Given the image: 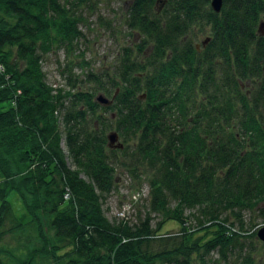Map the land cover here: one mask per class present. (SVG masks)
Instances as JSON below:
<instances>
[{"label":"trees","instance_id":"16d2710c","mask_svg":"<svg viewBox=\"0 0 264 264\" xmlns=\"http://www.w3.org/2000/svg\"><path fill=\"white\" fill-rule=\"evenodd\" d=\"M209 2L128 1L139 38L93 71L71 2L0 0V264H205L250 250L242 212L264 217V0ZM60 48L55 87L42 60ZM110 131L122 147L107 146ZM115 165L147 185L132 224L101 208ZM168 220L179 232L160 235Z\"/></svg>","mask_w":264,"mask_h":264},{"label":"rangeland","instance_id":"374dc122","mask_svg":"<svg viewBox=\"0 0 264 264\" xmlns=\"http://www.w3.org/2000/svg\"><path fill=\"white\" fill-rule=\"evenodd\" d=\"M76 15L80 16L78 24L81 36L77 41L78 51L82 52L84 60L88 62L87 69L93 71L110 70L114 59L119 55L124 46H132L139 38L136 32L128 30L124 25L126 6L130 0H68ZM203 36H198L196 44L199 45ZM65 53L60 48L57 52L47 54L42 60V68L46 74L48 83L55 87L64 86L66 82L65 74H61L65 65ZM84 72V70H82ZM79 66L73 68V72L82 79V72ZM87 83H80V87H89ZM97 96V94H95ZM111 132V131H110ZM120 141L117 138L116 142ZM108 143V141H107ZM108 146V145H107ZM122 147V146H121ZM116 159H120L119 153H115ZM115 176L117 177V187L108 193L102 207L105 215L111 221L124 218L130 224L137 222L138 215L146 211L147 185L142 181L135 185L129 174L120 166L115 165ZM82 178H86L82 175ZM141 187V188H140ZM140 191V199L136 200L131 207L133 192ZM7 199L15 215L20 216L24 213L19 197L15 192H8ZM129 206V207H128ZM264 206V202L260 204ZM122 213V215H120ZM188 213V212H186ZM152 225L157 221V216L152 215ZM24 220L27 219L23 218ZM242 221L244 228L249 233L264 226V217L262 218L255 210L243 211ZM237 225V224H235ZM180 225L168 220L159 232L160 235L177 234ZM199 235L202 232L198 233ZM209 236V234H207ZM248 245H252L249 251H239L230 249L226 253V258L222 259L216 251H211L205 255L207 262L205 264H232L233 262H242V257L251 256V264H264V242L254 236L245 239Z\"/></svg>","mask_w":264,"mask_h":264},{"label":"water","instance_id":"95a60500","mask_svg":"<svg viewBox=\"0 0 264 264\" xmlns=\"http://www.w3.org/2000/svg\"><path fill=\"white\" fill-rule=\"evenodd\" d=\"M209 6L212 9V11L219 12V10L221 8V0H210ZM258 29H259V31H261V33L264 34V22H261L259 24ZM263 69H264V67H263ZM96 100L102 104L110 103V100L101 94H98L96 96ZM106 138L108 141V146L115 147V148L116 147L120 148L122 146V144L119 141L116 142L117 135L115 134L114 131L107 133ZM256 237L259 239V241L264 242V226H261L256 230Z\"/></svg>","mask_w":264,"mask_h":264},{"label":"flooded vegetation","instance_id":"af4514ba","mask_svg":"<svg viewBox=\"0 0 264 264\" xmlns=\"http://www.w3.org/2000/svg\"><path fill=\"white\" fill-rule=\"evenodd\" d=\"M196 47H197V45H196Z\"/></svg>","mask_w":264,"mask_h":264},{"label":"built area","instance_id":"2783aa9c","mask_svg":"<svg viewBox=\"0 0 264 264\" xmlns=\"http://www.w3.org/2000/svg\"><path fill=\"white\" fill-rule=\"evenodd\" d=\"M66 196V195H65Z\"/></svg>","mask_w":264,"mask_h":264}]
</instances>
